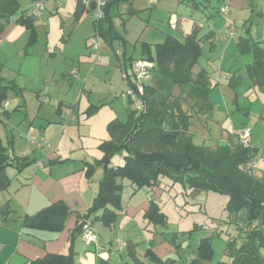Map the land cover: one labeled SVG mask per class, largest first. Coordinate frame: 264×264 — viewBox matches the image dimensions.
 <instances>
[{"label": "rangeland", "instance_id": "rangeland-1", "mask_svg": "<svg viewBox=\"0 0 264 264\" xmlns=\"http://www.w3.org/2000/svg\"><path fill=\"white\" fill-rule=\"evenodd\" d=\"M19 1V11L23 9L31 14L30 0ZM43 1L45 9L41 17L33 16L38 32L36 43L25 46L24 40L20 42L19 36L12 38V34L0 46V75L4 81H14L18 88H21L19 92L9 89L6 93L5 101H8L9 113L8 116L0 113V136L3 141L7 137H15V145L19 143L29 147L28 141L22 139L20 134L31 127L32 132L43 135L52 148L57 144L69 148L73 147L71 145L84 142L88 147L86 152L92 155L99 153L96 151V144L100 140L97 141L95 137H100V131H105L107 121L112 117L124 121L129 110L136 108L135 104L129 101L127 95L129 83L125 76L129 74L131 79H134L132 63L139 59L142 38L138 34L132 35L121 21L127 26L128 23L133 24L137 18L145 22L150 16V26L158 29L152 34L158 38L147 41L154 43L162 39L163 32L160 30L164 31L165 27L182 38L193 30L194 24L198 26L196 32L198 35L206 33L208 26L215 28L216 32L222 27L229 26L233 31V35L228 34V38H231L235 34L243 33L240 16L248 14L247 11L242 13L234 8L231 12L229 5L228 17H222L218 12L217 0L206 1V4L202 3L198 6H195L191 0H180V2L153 0V6L141 10L139 15H130L131 17L129 15L124 17L122 13L117 15L114 27L119 35L121 33L125 35L124 40L111 39L110 44L100 35L99 52H89L86 49L85 57L80 56L77 60L79 52L75 51L85 45L90 46L91 37L96 34L97 29L90 12L86 9L77 11L75 0ZM57 3L59 4L56 6ZM149 3L151 4L148 0L133 1L138 7L149 6ZM258 5L262 6L261 3ZM208 19H212L213 22L207 23ZM256 21L257 18L253 17L254 26L251 27L254 30L262 27L257 25ZM250 23L246 21V28L250 27ZM19 28L23 30L22 27ZM69 35L72 37L65 45L63 42ZM123 53H126V56ZM130 55L132 59L129 58ZM98 56L99 60H97ZM217 64L220 65L219 71L217 69L216 73L212 74L214 80L209 82L212 87L209 96L214 103L213 111L210 116H196L192 121L189 133L193 143L210 147L223 145L226 143L227 135L236 130L237 125L248 124L253 130L256 144L264 148V117H261L264 105L263 92L258 85H252L246 69L236 71V74L241 75V80L233 88L227 81L230 73L234 71L230 72L226 64H221L219 61ZM72 69L76 70L77 74L80 73L81 78L70 74ZM242 91H246L240 97L242 104L243 101L246 104L253 103L257 108L250 115L244 114L241 109H236L232 103H235L232 99L234 94ZM92 104L102 105L95 116L98 130L95 131L94 137H87L85 128L78 124L79 127L75 126V129L84 135L81 138L76 136L79 142L73 137L69 138L70 127L75 123L70 119L72 114L81 117L82 122L87 115L85 112L87 107ZM57 107L61 108L60 114L56 111ZM36 157L38 158L37 155ZM260 159L264 167V156ZM122 163V153H114L111 157V165ZM256 167L255 174H258L259 165ZM12 170L11 167L7 168V172ZM158 183L163 190L162 199L158 204L166 214L167 229L171 232L169 237L176 235L175 243L179 247V252L173 255L174 264H187L186 261L193 257V249L202 237H209L214 248L213 259L207 264L229 260L231 256L226 246L230 237L238 239V230L234 222L229 221L225 210L228 196L207 189L189 191L179 183L170 185L171 180L166 176L160 177ZM10 188L7 186L5 189ZM158 227L161 231L165 228L162 225Z\"/></svg>", "mask_w": 264, "mask_h": 264}, {"label": "trees", "instance_id": "trees-1", "mask_svg": "<svg viewBox=\"0 0 264 264\" xmlns=\"http://www.w3.org/2000/svg\"><path fill=\"white\" fill-rule=\"evenodd\" d=\"M129 1L108 0L103 18L98 22L93 20L100 35L110 44L113 39L121 38L114 27L111 7L118 10L119 4ZM83 8L81 0H78L77 11ZM19 10L18 0H0V32L10 22V17L15 16ZM132 13L134 11H130L129 14ZM14 21L28 31V44L37 41L38 32L32 15L21 10V14ZM250 41V38L243 36L238 42V49L241 53L252 52L251 63L246 69L247 74L252 84L258 85L264 93V45L259 42L251 44ZM200 55L201 44L195 29L184 39L167 34L163 41L153 46L148 43L142 44L140 56L152 63L151 79L144 86L141 95L142 107L131 108L124 121L112 118L107 123L109 138L102 140L98 145L102 158L93 163L85 162L88 176L98 165H103L104 171L92 204L86 212L75 213L78 221L74 232H71V239L76 233L79 234L80 226L85 219L90 223L100 220L106 226L114 224L122 206L121 180H129V183L138 189L144 186L152 187L158 183L160 177L167 176L172 184L179 183L189 191L207 189L228 196L225 210L229 221L236 225L239 240L236 237L229 238L226 247L231 258L216 264H264V176L257 177L253 172L247 173L242 168V163L250 157L254 158L251 145L247 148L240 145L238 134L236 142L230 141L216 147L196 145L189 133L194 118L208 116L213 109L209 98L212 87L209 85L207 73L203 70L198 73L192 71ZM125 78L128 80L129 88L132 87L134 79L132 80L129 74H126ZM236 81L229 83L235 86L238 83ZM9 89L16 92L21 90L14 81H4L0 75V105L6 100ZM128 98L130 102H134L132 96L128 95ZM100 106H88L87 116L92 115ZM0 113L8 116L9 111L3 109ZM30 134L37 135L33 132ZM13 143L14 137H7L3 141L0 136V190L5 189L11 182V177L7 173L8 167L21 171L35 162V159L29 156H18L14 152ZM42 146L46 145L35 147ZM116 152L122 153L123 163L111 165V157ZM11 211L9 203L6 202L0 208V219L7 220V215ZM71 213L63 201L51 202L31 215L26 214L22 223L34 229L57 232L63 229ZM144 216L153 225L167 228L166 214L156 201H150ZM161 233L178 253L176 235L169 237L171 232ZM143 255L152 264L175 263L173 256L161 258L151 246L145 249ZM120 256L124 264H146L138 256L136 244L131 240L125 243V250H122ZM213 256L211 239L202 237L193 249V257L186 263L207 264L212 261ZM73 262L74 254L70 251L48 252L41 257L27 260L26 264H73ZM100 264L110 262L100 258Z\"/></svg>", "mask_w": 264, "mask_h": 264}, {"label": "crops", "instance_id": "crops-1", "mask_svg": "<svg viewBox=\"0 0 264 264\" xmlns=\"http://www.w3.org/2000/svg\"><path fill=\"white\" fill-rule=\"evenodd\" d=\"M33 1L34 0H30V8H32ZM133 1L134 0H130L129 2L119 4L118 10H115L112 6L111 13L114 14V20L117 15H120L121 13L124 17L126 15H139L141 10L151 7L154 4L153 0H148V2H151V4L149 3L150 5L148 4L149 6L138 7L133 4ZM191 1L195 6H198L202 3L206 4V1L210 2L211 0ZM223 1L224 0H217L218 9ZM75 3L77 9L78 0H75ZM258 3H261L262 6L260 7ZM58 4L59 3H57L56 6ZM229 5L231 12L232 8L242 13L247 11V15L240 16V20L243 22V33L235 34V36L228 38V34L224 31L227 26L220 28L217 32L215 28L208 26L206 33L201 35L196 33L197 37L200 39L201 55L193 65L192 71L194 73H198L200 70L205 71L208 76V81L210 82V80H214L212 74H215L217 69L219 71L220 65L217 64V61H219L221 64H226V68L229 69L230 72L234 71V74L230 73L227 81L232 82L237 80L236 82L238 83L235 86H232L234 88L241 80V75L236 74V71L247 69V65L250 64L252 60L251 51L246 53L239 52L238 42L242 40L243 36H246L250 38L251 44L259 42L264 45V0H229ZM204 6L207 7V5ZM209 8H211L210 5ZM83 9L89 11L85 7ZM130 11H134V13L129 14ZM20 14L21 11H18L15 16H12V19L10 17V22L0 32V46L5 43L12 34V38H17L19 36L20 42L24 40V42H26L24 43L25 46L34 45L36 43L28 44V31L23 25L14 21ZM209 16H211V13ZM253 17H256L258 20L256 21V24H259V26L262 25V27H259L256 30L252 28L254 26ZM149 19L150 16L144 22L141 18H137L133 24L128 23L127 26L124 21H121L132 35L138 34L140 38H142L138 58H142L140 52L143 43H148L153 46L155 43L163 41L167 34L178 37L174 31H170L169 28L167 29V27H165L163 28L164 31L160 30V32H163L160 41H155L154 43L148 42L147 40L158 38V36L152 34L154 31L157 32L158 29L150 26ZM246 21L251 22L250 27L248 28H246L245 25ZM212 22V19L207 20V23L211 24ZM19 27H22L23 30H20ZM194 29L197 32V24H194L193 30ZM192 31L186 33L182 38H178L184 39L185 36ZM121 35V38L124 40L125 35L122 33ZM69 37L63 42L65 45L70 41L72 36ZM86 49H88L89 52L95 51L90 48V46L85 45L78 51H75L79 52L76 57L77 60L80 56L85 57ZM71 54L74 56V53L71 52ZM123 55L126 56V53H123ZM130 57H132V55H130L129 58ZM70 74L77 78H81V74H77L76 70L72 69ZM245 93L246 91L235 94L233 93L234 97L232 99H234L235 103H232L236 109H241L244 114L247 112L246 115H250L251 113H254L253 110H257V108L254 107L253 103L246 104V102L243 101L244 104H242L240 97L242 96L241 94ZM236 95L238 96L236 97ZM212 104L214 107L213 102ZM7 107L8 105L6 108H3L1 104L0 112L3 109H7ZM100 107L92 115H86L82 122L81 117L75 113L72 114L70 119H73L75 123L70 127L69 138L73 137L79 142L77 137L81 138L84 135L81 134L78 129H75V126H78V124H81V127L85 128L84 131H86L87 137H94L95 131L98 130L95 116ZM56 111L60 114L61 108L57 107ZM212 111L208 116L211 115ZM262 111L263 116L261 117H264V106ZM111 119H109L107 123ZM246 125L248 124L241 126L237 125V129L227 135L226 143L230 141L236 142L238 132ZM32 131L33 129H31V132ZM100 135V137H95L97 141L100 140L98 144H96V151H99V153L96 152V154L93 153V155L86 152L88 147L87 145H84V142H79L78 145L76 143L75 145H71L73 147L69 148L66 145L61 146L60 144H57L53 148L50 147L51 144H49V146L35 147L29 144L24 137H21L22 139H25L29 147L19 143L15 145V143H13L14 152L18 156H29L30 158L35 159V162L24 167L21 171H17L13 168L11 171L13 172L12 174L11 172H7L11 177V182L8 185L11 188L0 190V208L8 202L10 209L12 210L7 215V220L2 221L0 219V264H26L27 260L41 257L48 252L68 253L70 251L74 254L73 264H100V258L108 260L110 264H124L120 254L122 250H125V243L129 240L136 244L138 256L141 257L146 264H152L143 255L148 246H151L152 250L161 258H168L176 253L174 246L170 244L168 240L165 239V235H162L161 233L169 232V230L163 228V231H161L158 226L153 225L144 216V213L150 206L151 200L159 203V200L162 199L163 190L160 189L159 183H156L152 187L144 186L136 189L129 183V180H121L123 184L120 192L122 206L114 224L106 226L100 220L92 221V228H94L93 230L97 236V240L89 245H86L77 233L73 236V239L70 238L71 232H74V227L78 221V217L75 213H84L87 211L97 194L98 182L103 175V165L95 167L93 173L89 176L86 174L85 166V162L93 163L102 158V152L98 145L102 140L109 138L107 124L105 131H100ZM250 145L256 160L253 174L257 177H262L264 176V167L261 165L260 157L264 156V148L256 144L253 130ZM35 150L38 151L35 152ZM257 165H259V172L258 174H255ZM170 185L174 184L171 182ZM167 186L169 185L167 184ZM56 201H63L72 211L67 217L62 230L56 232L34 229L22 223L23 217L26 214L31 215L49 203Z\"/></svg>", "mask_w": 264, "mask_h": 264}, {"label": "built area", "instance_id": "built-area-1", "mask_svg": "<svg viewBox=\"0 0 264 264\" xmlns=\"http://www.w3.org/2000/svg\"><path fill=\"white\" fill-rule=\"evenodd\" d=\"M108 0H81V4L83 7L87 8L91 14V17L94 21L98 22L104 16V8L107 4ZM94 3V7H91V4ZM44 1L43 0H34L33 5L31 8V15L34 17L41 16L43 9H44ZM220 16L228 17L229 15V0H224L218 10ZM224 31L229 34L233 35V31L231 27H225ZM101 44V36L98 30H96V34L91 37L90 40V48L95 51H98ZM99 59V57H98ZM97 59V60H98ZM133 70H134V83L133 86L129 88L127 95H130L134 98V104L137 109L142 107V100L141 95L144 92V86L150 81L151 79V67L152 63L147 62L144 59H137L132 63ZM8 105V101H4L2 103L3 108H6ZM31 130H27L24 133H21L20 136L24 137L31 145L40 146L46 145L49 146V141H47L44 136L37 134L32 135L30 134ZM252 135V128L248 125L243 126L241 130L238 132V142L243 147H250V140ZM256 161L253 157H250L247 161L242 163V168L247 173H252L255 169ZM79 235L83 242L86 245L96 242L97 236L92 228L90 221L84 220L80 226Z\"/></svg>", "mask_w": 264, "mask_h": 264}, {"label": "water", "instance_id": "water-1", "mask_svg": "<svg viewBox=\"0 0 264 264\" xmlns=\"http://www.w3.org/2000/svg\"><path fill=\"white\" fill-rule=\"evenodd\" d=\"M91 7H94V3L91 4ZM11 19H12V17H11Z\"/></svg>", "mask_w": 264, "mask_h": 264}]
</instances>
